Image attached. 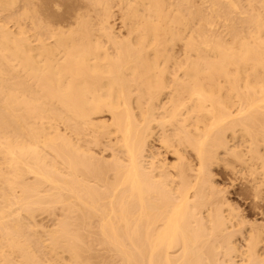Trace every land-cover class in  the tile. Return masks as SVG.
Wrapping results in <instances>:
<instances>
[{"label":"bare ground","instance_id":"6f19581e","mask_svg":"<svg viewBox=\"0 0 264 264\" xmlns=\"http://www.w3.org/2000/svg\"><path fill=\"white\" fill-rule=\"evenodd\" d=\"M222 164L264 201V0H0V264H264Z\"/></svg>","mask_w":264,"mask_h":264},{"label":"rangeland","instance_id":"374dc122","mask_svg":"<svg viewBox=\"0 0 264 264\" xmlns=\"http://www.w3.org/2000/svg\"><path fill=\"white\" fill-rule=\"evenodd\" d=\"M63 6H64V8H63V16H62V19H68V18H70L69 17L70 16V13L67 11V9L70 8V4H64ZM77 6L79 7L80 5H76L75 8H77ZM115 6H114L115 10L113 8V10H114L113 13L115 14L114 16H118V17L122 16V17L121 18H118V17L115 18V17H113L111 19V23L113 25V23H114L113 21L115 19L114 27L115 26L117 27V28L115 27V29H117L116 31L119 32V31L122 30V34L123 35L125 33L127 34V31L122 29V27H123V20H122L123 14H122L120 8H117L118 6L117 7H115ZM64 9H65V11H64ZM116 10H118L119 13ZM76 11H78V10H76ZM68 13H69V15L67 16ZM118 21H121V24H120L121 27L119 25L120 22H118ZM181 53L183 54L182 50L179 49L178 50V53H177L178 56H180ZM182 54H181V56H182ZM156 148H158V146H156ZM170 160L172 161L173 159L170 157ZM216 172H217V174H215V175L217 177L216 178V181H218L217 184L219 183L218 185H219L220 188H222V189L224 188V190L226 189L225 191L227 192V195H228V196L226 195V198L228 197V199H229V200L228 199L227 200L229 202L232 201L231 203L234 206L236 205L235 207L238 208L237 211L240 214V218L243 216L242 219L245 220V224H243V227L244 228L242 226H240L239 228L237 227V228L234 229L235 230L234 233H235V236H236L235 239L238 240L237 244L239 243L241 245V247H242L241 250L242 249L245 250L246 247H247V243L246 242H248V238H249V236H247V235H249V232L247 234V231L250 230L248 226H251V228H254L255 227L256 228V229L254 228L255 230L260 229V226H261L262 231L264 230V216H263L264 215V212H262L264 210V207H263L264 206V201L262 199H258V200H255L254 201V199H255L254 198L255 192L253 191V189H250L251 187H250V185L247 182V180H248L247 174L245 175V174H243V173L240 172V173H236L237 175L236 174L233 175L227 168H225V166L223 164L221 165V167H219L218 169H216L214 173H216ZM244 182H245V184H244ZM252 194H254V195H252ZM252 198H254V199L252 200ZM255 204H257V205H255ZM48 219L51 221V223H50V221H48ZM42 220L44 221V223H43ZM46 221L48 222V224H47ZM38 222L40 223L41 227L44 225L43 226L44 227L43 229L44 230H47V231L52 230L53 229L52 228L53 225L55 226V222L51 218L41 217V218H38ZM248 222H250L251 224L248 223ZM47 225H48V228H46ZM245 227H247V229ZM241 228H243V230ZM240 229L242 231H240ZM244 235H245V237H244ZM243 240L245 241V243H244ZM240 245H238V246L240 247ZM244 250H242V251H244ZM236 261L239 264L241 262V258L240 257L236 258Z\"/></svg>","mask_w":264,"mask_h":264}]
</instances>
